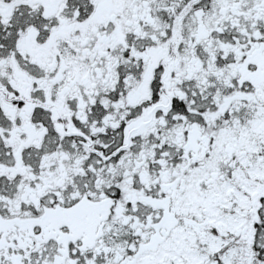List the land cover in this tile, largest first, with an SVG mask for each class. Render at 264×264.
Segmentation results:
<instances>
[{"label": "snow or ice", "instance_id": "1", "mask_svg": "<svg viewBox=\"0 0 264 264\" xmlns=\"http://www.w3.org/2000/svg\"><path fill=\"white\" fill-rule=\"evenodd\" d=\"M0 264H264V0H0Z\"/></svg>", "mask_w": 264, "mask_h": 264}]
</instances>
